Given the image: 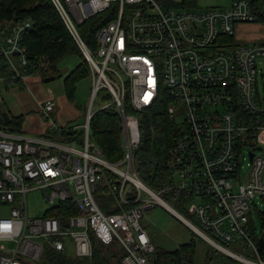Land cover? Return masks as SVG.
I'll list each match as a JSON object with an SVG mask.
<instances>
[{
    "label": "built area",
    "instance_id": "2783aa9c",
    "mask_svg": "<svg viewBox=\"0 0 264 264\" xmlns=\"http://www.w3.org/2000/svg\"><path fill=\"white\" fill-rule=\"evenodd\" d=\"M52 2L92 69V95L87 120L78 126L57 121L53 95L40 103L52 132L83 129L71 140L0 129V205L12 207L0 217V264H39L49 247L70 255L69 244L75 257L92 259L94 238L121 243L123 264H154L157 246L142 220L161 202L137 171L136 153L143 121L149 120L153 138L163 117L173 128L163 191L193 200V218L164 202L220 252L264 264L252 220L254 199H264V89L258 82L261 74L264 80V43L232 41L237 25L257 22L251 3L197 11L168 9L162 0ZM94 17L98 28L88 45L79 27ZM32 28L22 20L0 36V56L16 79L45 65L32 64L24 45ZM106 95L108 104L94 109L96 98ZM115 104L124 149L118 161L106 159L91 132L93 115ZM247 149L251 170L244 182ZM36 190L46 209L30 217L28 194Z\"/></svg>",
    "mask_w": 264,
    "mask_h": 264
},
{
    "label": "trees",
    "instance_id": "16d2710c",
    "mask_svg": "<svg viewBox=\"0 0 264 264\" xmlns=\"http://www.w3.org/2000/svg\"><path fill=\"white\" fill-rule=\"evenodd\" d=\"M248 1L251 3L253 12L257 15V22L264 24V0ZM197 2L198 0H185L184 6H193ZM22 20H30L33 26L32 30L24 35V45L27 49L30 62L32 64H40L41 62L45 64L39 72L34 73L31 72L33 70L28 69V74H38L44 82H49L56 78H62L63 73L59 67L62 60L66 57L77 53L85 60L81 48H79L72 34H70L65 21H63L52 0H0L1 23L12 22L15 24ZM98 23L99 19L94 17L88 19L86 23L79 27L80 33L88 44L90 43L89 38H94L95 36ZM232 41L234 43L237 42L235 38ZM85 62L87 61L85 60ZM88 68V64L82 63L67 75L66 83L71 96L74 94V89L79 79L90 73ZM0 77L10 84L14 82L23 83V81L14 78L12 68L2 56H0ZM128 111L131 112L130 110ZM154 115L157 116L156 114ZM120 119L121 116H119L117 105L115 104L110 108L96 112L91 122L93 139L99 145L106 159L112 161L122 159L124 153ZM158 124L155 140L154 137L150 139L152 133L151 129L148 128L151 136L146 137L145 143L147 147L144 148V143L142 142L143 144L137 150L136 163L137 171L147 184L154 185L156 189H165L168 178L166 170L167 152L172 144L173 128L172 124L168 123L165 117ZM21 125V117L19 118L11 113L0 110V129L18 133L22 132ZM52 133L53 135L50 134V136L57 140H71L76 134L81 135L84 132L83 129H78V131L65 129L62 132L53 131ZM167 200L172 201L173 198ZM254 238L259 248L264 252V239L257 235L256 229L254 231ZM93 244L94 254L92 259L73 257L51 247L47 248L45 253L49 250V264H123L125 250L117 240H114L111 244H106L94 238ZM112 246H116L120 251L119 253H121V257L118 259L113 254L111 255ZM195 254L194 242L181 244L175 250H167L157 246L154 264H194ZM43 257L44 254L42 259ZM42 262L43 260L39 264H42ZM207 264H210V261Z\"/></svg>",
    "mask_w": 264,
    "mask_h": 264
},
{
    "label": "rangeland",
    "instance_id": "374dc122",
    "mask_svg": "<svg viewBox=\"0 0 264 264\" xmlns=\"http://www.w3.org/2000/svg\"><path fill=\"white\" fill-rule=\"evenodd\" d=\"M233 0H198V2L193 6H187L185 4V0H162L163 5L165 8L171 9H181L183 7H188L192 9H196L197 11L211 8L213 6H229ZM11 25H14L12 22H0V36H4L6 34V29L9 28ZM242 26L237 27L236 32V41L238 43H251L257 45V43H262L264 41V25L256 23H242L239 24ZM88 45H94V38H89ZM82 63H86L89 65L88 62H85L83 57L80 54L75 53V55L68 56L64 60H62L60 65V70L62 73L67 72V74L71 73L76 67ZM66 69H68L66 71ZM88 70L90 73L83 78H80L77 83V92H76V103L81 104L82 106H86L87 109L89 107V102L91 100L92 95V86L94 84V75H92V69L89 65ZM13 76L15 78V72H13ZM34 78H30L27 82L26 89L24 90V94H20L22 91L20 90L19 83H11L9 85V89L7 88V84L0 80V96L2 97L1 101L7 104L8 108H11L15 112H21V98H24L29 95L31 98L36 100V98L41 99L43 97L48 96L49 90L52 91V95L56 97H63L65 95V87H64V78L54 80L48 83H43L40 81V76L33 75ZM16 79V78H15ZM5 80V79H4ZM24 81L23 79H18ZM258 82L260 83V89L263 91L264 89V80L262 79V74L258 78ZM40 86V90L38 87ZM24 87V86H22ZM35 94V95H34ZM105 100L96 98L94 109H100L105 104H108L110 101L109 95H106ZM109 99V100H108ZM61 108L64 109L65 113L64 116L67 117L69 114L74 115V119L71 120L72 125H78L85 122V118L83 114H78L75 118V112L77 111L76 108L69 103L62 104L60 103ZM64 105V106H63ZM63 126V125H62ZM159 124L156 126L158 127ZM143 128L146 129L144 133V141L143 147L146 148L147 145L145 143L146 137L151 136L149 134V120L143 121ZM152 137V136H151ZM150 137V139H151ZM66 138V136H65ZM155 140V136H154ZM158 147V146H157ZM245 150L246 159L243 160V169H242V181L247 182L248 174L251 170L250 165V158L249 153ZM264 154V152H263ZM142 180L144 178L141 176ZM144 183L152 188L157 195L164 199L172 198V195L168 192H164L163 189H156L154 185L147 184L144 180ZM148 198V195L145 194ZM170 198H169V197ZM42 197L43 192L36 190L32 191L28 194V203H29V216L30 217H39L44 214V210L46 209V205L42 204ZM169 201V200H167ZM185 202L177 201L173 199L169 201V203L178 211L181 212L183 215L193 218L192 208L194 201L187 200L185 198ZM12 207L9 206H2L0 205V217L8 216L10 214ZM254 213L252 220L256 225V232L257 235L264 239V199L260 196H257L254 199ZM142 222L146 225L151 233V238L154 243L167 250H175L181 246V244L186 243H195V261L194 264H207L210 261V264H244L240 260H236L235 258L229 256L226 253L220 252L216 248H214L210 243H208L205 239H203L196 231H193L187 224L179 218L175 213L170 212L169 210L165 209L161 204H157L153 207L151 211H148L142 220ZM6 245L13 246L12 243L5 242ZM122 248V247H121ZM233 250L232 248H230ZM117 249L116 246H112L111 255L113 254L116 259L121 257V253ZM69 253L71 256L75 257V249L74 246L69 244ZM50 253L49 250L44 253L43 262L42 264H49L50 263Z\"/></svg>",
    "mask_w": 264,
    "mask_h": 264
},
{
    "label": "crops",
    "instance_id": "0c3cea01",
    "mask_svg": "<svg viewBox=\"0 0 264 264\" xmlns=\"http://www.w3.org/2000/svg\"><path fill=\"white\" fill-rule=\"evenodd\" d=\"M233 1H232V3H233ZM220 7H225V6H220ZM258 24L264 25L263 23H258ZM239 26H242V25H238L237 27H239ZM262 43H264V41H262ZM246 44H248V43H246ZM249 44H251V43H249ZM67 70L68 69H66V71ZM33 75H36V74H29L25 78L26 81L28 82V80L30 78H34ZM67 75H68L67 72H64L62 74V78H64V87H65L66 93H65V95H63V97H59V96L56 97L57 107H56V111H55V116H56L57 121L63 126L64 125H72L71 120L74 119V115L69 114L67 117H65L64 116L65 111L63 108H61L62 105H60V103L64 104V102H65V103L72 104L77 110L75 112V118L78 114H80V115L83 114V116L85 118V122L87 120L86 114H87L88 109H89V107L87 109L86 106H82L81 104L75 102L76 101L77 84H76V87L74 89L75 91H74L73 96L70 95V93L68 91V86L66 83V79L68 78ZM62 78H56L55 80L62 79ZM25 79H24L23 83L21 84L24 87L20 86V90L21 91L23 90L20 94L25 93L24 90L26 89L25 87L27 86V82L25 81ZM0 80L4 81L1 78H0ZM40 81L45 83V84L48 83V82H44L42 80L41 76H40ZM52 81H54V80H52ZM49 82H51V81H49ZM5 83L7 84V88L9 89L10 83H7V81ZM38 89L39 90L41 89L40 86L38 87ZM48 93H49L48 96L43 97L41 99L36 98V100H34L33 98H31L29 95L26 94V96L24 98H21V104H20L21 112H15L11 108H8L7 104L5 102L3 103L1 101L2 97L0 96V110L7 112V113H11L12 115H15L19 118L21 117V120H22L21 130H22V132H18V134L30 136L32 138L57 140L54 137L50 136V134L53 135V133L50 130V124L45 119V117L41 113V109H40V103L45 101L46 99H48L52 95L51 90H49ZM78 125H81V124H78ZM78 125H73V126H78ZM148 231H149V229H148ZM149 233H150V231H149ZM150 235H151V233H150ZM9 243H11V242H9Z\"/></svg>",
    "mask_w": 264,
    "mask_h": 264
},
{
    "label": "water",
    "instance_id": "95a60500",
    "mask_svg": "<svg viewBox=\"0 0 264 264\" xmlns=\"http://www.w3.org/2000/svg\"><path fill=\"white\" fill-rule=\"evenodd\" d=\"M258 150H261V147H259ZM253 156H254V153L251 154V158H253ZM164 203H165V202H164ZM164 203H159V204H161L165 209L169 210V211L172 212V213H175V214L178 216V214H177L176 212H174V210H171V209H169L168 207H165V206H164ZM54 206H57V203H55ZM178 217H179V216H178ZM179 218H181V217H179ZM181 219H182V218H181Z\"/></svg>",
    "mask_w": 264,
    "mask_h": 264
},
{
    "label": "bare ground",
    "instance_id": "6f19581e",
    "mask_svg": "<svg viewBox=\"0 0 264 264\" xmlns=\"http://www.w3.org/2000/svg\"><path fill=\"white\" fill-rule=\"evenodd\" d=\"M158 199H159V201L161 202V203H164V199H161L158 195L156 196ZM165 205V207H168L169 209H171V210H174L173 209V207L171 206V205H169V203H164Z\"/></svg>",
    "mask_w": 264,
    "mask_h": 264
},
{
    "label": "clouds",
    "instance_id": "9594fccd",
    "mask_svg": "<svg viewBox=\"0 0 264 264\" xmlns=\"http://www.w3.org/2000/svg\"><path fill=\"white\" fill-rule=\"evenodd\" d=\"M167 201V200H166ZM168 202V201H167Z\"/></svg>",
    "mask_w": 264,
    "mask_h": 264
}]
</instances>
